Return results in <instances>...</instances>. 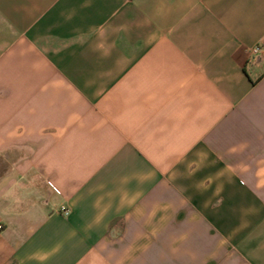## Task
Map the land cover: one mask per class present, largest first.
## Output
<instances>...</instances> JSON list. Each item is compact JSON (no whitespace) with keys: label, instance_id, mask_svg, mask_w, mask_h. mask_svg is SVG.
<instances>
[{"label":"crops","instance_id":"1","mask_svg":"<svg viewBox=\"0 0 264 264\" xmlns=\"http://www.w3.org/2000/svg\"><path fill=\"white\" fill-rule=\"evenodd\" d=\"M0 226V264H264V0H0Z\"/></svg>","mask_w":264,"mask_h":264},{"label":"built area","instance_id":"2","mask_svg":"<svg viewBox=\"0 0 264 264\" xmlns=\"http://www.w3.org/2000/svg\"><path fill=\"white\" fill-rule=\"evenodd\" d=\"M258 53H259V47H258V46H255V47H253V48L250 49V54H251V55H254V56H255V55H257ZM58 212H59L61 215L66 216V215L69 214L70 210H69V208H67V207H65V206H61V207L59 208ZM0 228H1V226H0Z\"/></svg>","mask_w":264,"mask_h":264}]
</instances>
